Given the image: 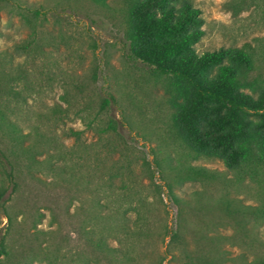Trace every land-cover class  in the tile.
Returning a JSON list of instances; mask_svg holds the SVG:
<instances>
[{
    "label": "rangeland",
    "instance_id": "1",
    "mask_svg": "<svg viewBox=\"0 0 264 264\" xmlns=\"http://www.w3.org/2000/svg\"><path fill=\"white\" fill-rule=\"evenodd\" d=\"M110 1L109 10L82 3L79 14L67 12L61 18L50 16L47 21L41 20L42 26L37 28L43 52L38 54L17 49L31 38L32 26L16 9L6 6L0 12V66L8 71L23 69L29 83L28 87L20 83V93L9 97L14 102L17 120L26 130L31 125H39L45 133L56 136L62 163L69 171L74 169L81 181L51 182L54 173L47 164L33 169L47 179L46 183L31 178L25 168L18 169L9 201L10 219L2 217L0 224V237H4L9 251L3 264H81L84 261L120 264L117 253H102L86 242L82 228L87 223L114 245L123 249L134 246L144 264H199L194 258L198 244L192 229L198 224L197 204L193 207L176 204L167 194L165 178L158 172L153 176L149 167L153 147L160 150L158 157L181 148L169 131L172 109L165 90L166 81L126 59L123 24L120 14L114 10L119 3ZM192 1L204 18V34L195 44L196 50L240 46L250 41L256 47L252 76L264 82V42L259 45L253 39L264 35L261 15L243 12L234 17L223 9L225 0ZM61 95L68 104L60 99ZM110 96L114 100L101 109L102 98ZM57 103L68 110L63 116L51 113ZM82 109L84 112L79 111ZM96 111L100 112L99 119L88 128L87 122ZM109 118L117 121L119 134L107 128ZM69 125L82 129L80 140L64 136L63 131ZM51 160L52 164L58 162L57 158L51 157ZM193 164L227 171L216 159L199 158ZM110 174L114 176L116 195L108 198V205L128 209L132 220L136 214L132 207L145 200L149 208L145 225L148 223L154 232L151 237L139 242L125 240L122 233L114 234L105 230L104 225L87 219L90 197L108 193L104 179ZM169 174L164 168L162 175L169 177ZM247 185L237 190L238 197L245 203H258L257 184L248 179ZM200 187L198 181H186L175 185L173 190L182 198ZM219 214L215 213L216 219L207 218L215 221L214 227L220 228L223 234L232 232L229 222L219 219ZM36 228L46 232H38ZM177 228L181 238L171 241V234ZM258 232L264 237V224L258 227ZM183 238L188 241L187 246ZM225 248L229 255L239 251L230 245Z\"/></svg>",
    "mask_w": 264,
    "mask_h": 264
},
{
    "label": "trees",
    "instance_id": "2",
    "mask_svg": "<svg viewBox=\"0 0 264 264\" xmlns=\"http://www.w3.org/2000/svg\"><path fill=\"white\" fill-rule=\"evenodd\" d=\"M116 1L119 4L114 10L120 14L123 24L122 44L126 59L166 81L165 90L172 109L169 131L182 149L158 157L160 150L153 147L154 156L149 167L153 176L158 172L165 178L167 194L176 204L198 206L195 214L198 224L192 228L198 244L194 258L199 264H264V237L258 232V227L264 224V82L252 76L256 47L250 41H244L240 46L197 51L195 44L204 34V18L192 0ZM82 3L102 10L111 9L110 0H0V12L6 6L16 9L32 26L31 38L17 49L38 54L43 52L38 37L41 20L47 21L50 16L61 18L67 12L79 14ZM222 6L234 17L243 12H255L264 20V0H225ZM253 39L261 45L264 35ZM22 82L28 87V77L23 69L8 71L0 66V224L2 217L10 219L9 201L19 168H25L36 181L46 183L47 179L33 169L47 164L54 173L51 182H81L75 170L69 171L62 163L56 136L45 133L39 125H31L26 130L17 120L14 102L9 97L20 93ZM60 99L69 103L64 95ZM112 100V96L103 97L101 109ZM79 111L84 112V109ZM67 112L59 103L51 110L59 117ZM99 113L96 111L87 122L88 128L99 119ZM77 116L81 117V114L77 113ZM107 128L119 134L116 120L109 118ZM64 130V136L81 139L82 129L69 125ZM51 157L57 158L58 162L52 164ZM199 158L219 160L227 171L218 172L193 164ZM164 168L170 173L169 177L162 175ZM113 177L110 174L104 179L109 187L107 194L101 197L96 193L90 197L87 219L104 225L105 230L114 234L122 233L125 240L131 238L139 242L151 237L154 232L148 223L145 225L146 210H149L145 200L132 207L136 213L132 220L128 209L108 205V198L116 195ZM248 179L257 184L255 191L259 202L256 204L243 202L237 194L239 188L248 186ZM186 181H198L201 187L195 188L188 197H178L173 187ZM216 212L220 213L219 219L229 222L232 232L223 234L220 228L214 227L215 221L207 217L216 219ZM36 229L46 232L42 228ZM82 234L96 250L117 253L120 264H144L133 250L134 246L123 249L114 245L88 223L82 228ZM180 238V228L174 229L170 240ZM226 245L237 247L239 251L229 255ZM185 250L190 251L187 247ZM8 253L1 236L0 264L4 263ZM81 264L90 263L84 261Z\"/></svg>",
    "mask_w": 264,
    "mask_h": 264
}]
</instances>
